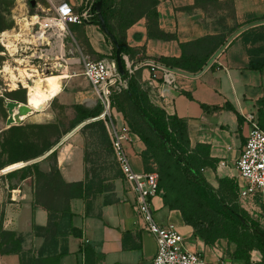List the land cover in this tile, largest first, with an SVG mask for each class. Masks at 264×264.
<instances>
[{
    "label": "crops",
    "instance_id": "obj_1",
    "mask_svg": "<svg viewBox=\"0 0 264 264\" xmlns=\"http://www.w3.org/2000/svg\"><path fill=\"white\" fill-rule=\"evenodd\" d=\"M57 1L51 0L53 5ZM64 1L74 11H79L85 0ZM111 1L117 8V0ZM154 1L150 12L133 17L128 25L118 27L116 17L108 21L113 35L129 50L127 61L134 68L131 77L137 86L146 90L152 107L184 123L188 152L202 164L197 172L207 186L217 197L232 200L237 209L264 232V194L240 197L238 189L243 188L244 181L238 177L234 166L247 132L244 115L254 113L264 131V107L259 111V101L264 96V64L257 69L249 67L250 61L264 60V0H216L228 6L220 24L217 17L206 16L196 0ZM254 22L235 35L199 75H193L197 71L178 69L189 75L171 72V81L167 82L161 70H156L152 76L145 64H161L160 58L189 56L194 57V64L206 58L205 63L231 33ZM220 25L230 32L220 41H213ZM68 33L80 58L110 57L109 39L95 24H70ZM249 49L254 51L249 53ZM65 75V80L72 76ZM123 92L127 110L134 111L125 97V90ZM114 94L110 95L109 107L116 126H120L125 124V118L114 106L111 97ZM123 148L134 172L148 171L147 159L143 158L145 146L136 134L130 132ZM54 163L63 183L89 180L92 190L99 191L86 199H69L64 206L65 212L53 215L51 225H56V229L50 237L53 240L50 250H66L57 264H151L155 253L154 238L143 229L142 220L133 212L134 194L121 178L115 163L117 175L109 177L107 173L104 179L110 182L106 184L105 180L96 183L93 178H85L83 166H76L73 154H56ZM24 197V193H17L16 197L8 199L3 207L1 229L20 233L22 249L36 252L43 244L47 249L48 238L38 235L42 231L35 233L31 225L47 227L50 213L43 203L31 205ZM21 206L27 207L29 212L27 217L21 215L18 220ZM150 207L157 223H172L185 238V247L202 252L207 260H218L207 246L218 254L224 249L229 248V252L233 249L232 244L222 238L216 239L213 245L198 241L189 243L191 227L183 222L177 209L164 204L161 192L150 199ZM260 254L252 250L249 258L258 261ZM0 264H18L17 256L0 255Z\"/></svg>",
    "mask_w": 264,
    "mask_h": 264
},
{
    "label": "rangeland",
    "instance_id": "obj_2",
    "mask_svg": "<svg viewBox=\"0 0 264 264\" xmlns=\"http://www.w3.org/2000/svg\"><path fill=\"white\" fill-rule=\"evenodd\" d=\"M30 1H33V4H30ZM196 3L202 8L206 16L217 17L219 24L222 23L223 14L226 9L228 10L226 4L212 0H196ZM117 4V8L122 10V13H130L135 17L150 9L152 0H117ZM49 6V3L45 0H0V34H5L4 32H8L12 28L16 32L17 27L22 22L21 19L24 17L26 22L30 15L42 17L50 15ZM229 32V28L222 25L217 38L213 41H220ZM68 39L70 38L68 37ZM0 50H3L1 46ZM2 58L0 57V61ZM13 58L8 55L7 63H9L10 67L14 66L17 69L26 67L24 71L32 80V86L24 88L14 82L17 86L12 89L10 80H3L0 77V169L41 156L82 121L90 118H85L87 113L98 110L99 113L97 115H99L104 111L100 99L83 78L81 65L76 60L77 58H69L71 62L69 61L66 64L64 71L51 70L46 73L41 71L42 66L29 68L25 60L23 62L18 60V64H16L17 62L11 60ZM63 73L72 76L65 80L67 76ZM6 83H8V86ZM27 83H30V81ZM111 97L114 101V106L116 105L122 112L125 124L130 132L136 135L137 133L145 134L155 144V154L153 156L148 152L145 153L147 155L148 170L157 172L160 192H165V184L160 179L163 177L161 174L168 171L173 176H177L179 175L178 166L174 163L172 157L163 153L159 147L158 140L149 132L136 113L131 109L127 110V103H124V92L116 93ZM24 99L28 106L34 109V112L27 114L19 123H11L6 126L7 112L4 104L8 101L21 103ZM105 117L106 121H104V117L100 119L103 122L104 131L100 129L98 124L80 126L56 147L54 155L37 160L34 165L18 169L12 175H0V228L2 226L3 207L8 199L12 196L16 197L17 193H24V200L26 202L29 201L31 205L50 200L52 188L57 186L60 181V170L54 163L56 154H73L76 166H83L85 178H93L96 183L102 180H105L104 184L110 182V179H104L107 173L109 177L117 173L111 157V149L105 128V125L109 123V119L115 124L110 108L108 117L107 115ZM185 189L188 192V187H185ZM218 197L223 202H227L230 207L242 213L231 202L232 200L227 199L225 196L223 198L221 196ZM192 199V201H189L188 197L187 199L186 197H181L178 204L183 205L182 209L185 211H189L192 209V203L196 202L193 197ZM28 212L29 209L27 207L21 206L18 220L21 215L27 217ZM244 216L246 215L244 214ZM192 221L196 228L200 226L208 230L213 238L219 236L224 240L230 239L236 243L242 242L244 249L249 244H255L248 230H243L237 225L230 224L207 208H201V211L194 215ZM195 241L202 242L192 230V235L188 242L196 244ZM235 242H230L233 246L231 252H229V248L222 250L220 254L209 246H207V249L218 260L228 258L242 261L233 254ZM252 250L257 251L256 249ZM200 253L203 255L202 252ZM260 256L257 263L264 264V256L262 254Z\"/></svg>",
    "mask_w": 264,
    "mask_h": 264
},
{
    "label": "built area",
    "instance_id": "obj_3",
    "mask_svg": "<svg viewBox=\"0 0 264 264\" xmlns=\"http://www.w3.org/2000/svg\"><path fill=\"white\" fill-rule=\"evenodd\" d=\"M45 1L50 5L48 8L50 15L45 16L42 26L35 28V22L31 18L38 15H30L25 23L21 22L16 32L12 28L4 32L5 34H0V46L3 48L0 50V57H3L0 61V77L3 80H10L8 78V70H10L17 76L14 82L22 87L18 81L17 68L10 67L7 63L8 55L14 57L11 60L17 62L16 64L18 60L21 62L25 60L27 64L36 68L42 66L41 71L45 73L55 70L58 64L65 67L71 60L65 56L63 43L64 39L69 37L67 26L90 22L95 13L92 9L93 2L87 0L79 11H74L64 0H58L54 5L51 0ZM59 50L61 54L58 53ZM78 57L76 60L81 65V74L100 99L104 108V115L101 118L104 117L106 121L105 115L108 117L110 108V95L124 91L126 79L118 73L111 57L97 60ZM122 58L127 75H132L133 66L129 65L126 55H122ZM145 64L149 67L152 76L159 69L163 72V79L167 82L171 81V72L166 68H161L154 62ZM6 85L8 86V83ZM244 120L247 124V132L234 165L238 177L244 181L243 188L238 189L240 197L264 194V131L260 128L254 113L245 114ZM105 128L113 161L121 178L134 194L133 212L142 220L143 229L154 238L155 253L151 264H259L253 260L244 262L228 258L207 260L199 251L185 247V238L177 232L172 223H157L150 207V199L160 192L157 172L148 170L144 173H136L132 170L123 148V142L128 140L130 134L126 124L116 126L109 119Z\"/></svg>",
    "mask_w": 264,
    "mask_h": 264
},
{
    "label": "trees",
    "instance_id": "obj_4",
    "mask_svg": "<svg viewBox=\"0 0 264 264\" xmlns=\"http://www.w3.org/2000/svg\"><path fill=\"white\" fill-rule=\"evenodd\" d=\"M94 1L96 0H93V2ZM212 1L217 2L216 0ZM154 2L155 1L152 0L151 7L153 6ZM150 9L146 11L150 12ZM100 12L107 29L111 33L113 30L108 22L111 17L117 18L118 27L128 25L133 19L132 14L126 12L122 13V10L113 7L111 0H101ZM89 23H93L98 27L95 13ZM113 37L119 46L120 55H128L129 50L125 44L116 36L113 35ZM106 38L109 39L107 36ZM109 42L111 45L110 57L114 58V46L110 39ZM252 51L254 50H248L249 53ZM205 59L195 64L194 57L192 56L186 58L181 57L178 59L160 58L158 61L165 67L182 69L188 72H196L201 68ZM121 64L124 67L123 59H121ZM263 64L264 60L257 63H252V61H250L249 67L257 69ZM122 77L126 79L125 97L133 106L134 112L144 123L149 132L158 140L159 147L163 153L172 157L174 163L179 168V175L177 176H173L168 171H165V173L162 172L161 174L163 177L160 179L165 184V192L162 193L164 204L167 205L168 208L177 209L180 212L183 222L191 227V229L195 232V235L200 240H202L205 245H211L217 238L221 237L216 236L213 238L210 232L205 228L200 226L196 228L194 226L192 221L193 217L197 212L201 211V208H207L212 213L224 218L230 224L237 225L240 229L248 230L250 232L251 238L254 239L255 244H249L245 249L242 242L236 243L233 240L227 239L229 242H235L233 254L237 259L247 262L249 259V253L252 249L258 250L264 256V232L257 227V224L254 221L248 219L246 216H244V214L238 212V210H235L234 208L225 204L222 199L217 197L215 193L207 186L205 181L199 176L197 169L200 168L202 164L196 161L188 152V140L185 134L184 123L175 116H167L161 109L152 107L149 104L146 90L137 86L135 80L131 77V75L128 76L126 71ZM259 105L260 111L264 107V96L259 101ZM98 113V110H93L89 114L87 113L85 118L95 117ZM93 124H98L100 129L104 131L102 120L98 119L89 122L86 125ZM137 136L145 146L143 158L146 159V152L153 156L155 154V144L152 142V140L147 135L142 133H137ZM55 150L56 149H54L47 156L54 155L53 153ZM34 164L35 163L25 165L21 168H25ZM18 169L5 174L12 175ZM90 182L91 181L89 180H85L83 182L77 181L65 184L60 180L57 186L52 188L50 200L43 203L45 210L50 213L47 227L42 228L31 225V229H33L35 233L38 234L42 231V233H39L38 235L48 238L47 249H44V244L36 252L30 248L22 249L20 245L22 242L20 233H16L15 231H6L0 228V255L14 254L17 256L18 264H57L58 260L63 255H65L66 250L60 249L58 252L50 250V246L53 245V240L50 237L53 235L54 230L56 229V225H53L54 229L51 225L53 215L57 213H64L65 203L69 199H86L89 196H93L95 193H98L99 191L92 190V184H90ZM185 187H188V192ZM101 188L102 187H100V189ZM190 196H192L196 202L192 203L193 206L191 210L185 211L182 209L184 206L178 204V201L181 199V197H186V199L188 197L189 201H192L193 199ZM241 220H243V222H241Z\"/></svg>",
    "mask_w": 264,
    "mask_h": 264
},
{
    "label": "water",
    "instance_id": "obj_5",
    "mask_svg": "<svg viewBox=\"0 0 264 264\" xmlns=\"http://www.w3.org/2000/svg\"><path fill=\"white\" fill-rule=\"evenodd\" d=\"M30 4H33V1H30ZM100 5H101V0H96L92 3V9L95 12V16H96V20H97V24H98V28L100 29V31L106 35L112 42L113 46H114V64L115 67L118 71V73L120 75H123L125 73V67L122 66L121 64V59L122 55H120V49L119 46L115 40V38L113 37L112 33L107 29L104 20L101 16V12H100ZM256 22L254 23H250L247 24L245 26H242L241 28L235 30L233 33H231L223 42L222 44L215 50V52L208 58V60L203 64V66L193 75H199L200 73H202L208 66L209 64L215 59V57L219 54V52L222 50V48L235 36L237 35L239 32H241L242 30L246 29L247 27H250L252 25H254ZM64 51H65V55L69 58H77L78 57V53L76 52L74 45L72 43L71 39L65 38L64 39ZM140 65V64H139ZM138 65V66H139ZM157 65L161 68H166L167 70H169L170 72L173 73H178V74H182V75H189L186 72H183L181 70H178L176 68H169V67H165L162 64L157 63ZM137 66V65H136ZM4 107L6 108V112H7V116H6V120H5V125L8 126L11 123H19L20 119L19 116L20 115H25L27 113L30 112L29 107H27V105L25 104V99L23 102L21 103H17L16 101H8L4 104ZM16 109L15 114H13V109ZM104 115V113L102 112L101 114L95 116V117H91L88 119H85L84 121H82L79 125H77L71 132L67 133L62 140H60L59 142H57L54 146H52L48 151H46L44 154H42L39 157L36 158H32L29 159L27 161L21 162L19 165L17 166H13L11 168H2L0 169V175L1 174H5L7 172L13 171L15 169L21 168L25 165L31 164V163H35L37 160L43 159L44 157H46L49 153H51L54 149H56V147L58 145L61 144V142L68 137L73 131H75L78 127L83 126L89 122L101 119V117ZM241 222H243V220H241Z\"/></svg>",
    "mask_w": 264,
    "mask_h": 264
},
{
    "label": "bare ground",
    "instance_id": "obj_6",
    "mask_svg": "<svg viewBox=\"0 0 264 264\" xmlns=\"http://www.w3.org/2000/svg\"><path fill=\"white\" fill-rule=\"evenodd\" d=\"M44 19H45V16H44V17H42V16H36V17H34V18H31V20H33V22H35V28H36L37 26H42V23H43ZM21 21H23V23H25V17L22 18ZM58 53L61 54V50H59ZM69 61L71 62V60H69ZM69 61H68V62H69ZM56 66H57V68H56L55 70L64 71V69H65V67H63V66L60 65V64H58V65H56ZM27 67H29V68H35L36 66H32V65L28 64ZM24 68H26V67H23V68H21V69H17V73H18V77H19V80H18V81H20L22 87H24V88H29V87L32 86V80H31L30 77L25 73ZM8 74H9V79H10V82H11V85H12V89H14V88H16V87H15V84H14V80H16L17 76H16L15 74H13L10 70H8ZM27 80L30 81V83H27V82H28ZM25 104H26L27 107H29V109H30V112H29V113L34 112V109H33L31 106H28V104L26 103V101H25ZM15 111H16V109L14 108V109H13V114H15ZM29 113H27V114H29ZM27 114H25V115H20V116H19L20 121H21V120H22ZM20 163H21V162H19V163H17V164H14V165H11V166H8V167H6L5 169H7V168H11V167H13V166H17V165H19Z\"/></svg>",
    "mask_w": 264,
    "mask_h": 264
}]
</instances>
